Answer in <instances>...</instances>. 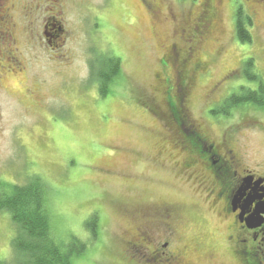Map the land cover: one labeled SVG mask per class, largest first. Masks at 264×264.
<instances>
[{
	"label": "rangeland",
	"instance_id": "374dc122",
	"mask_svg": "<svg viewBox=\"0 0 264 264\" xmlns=\"http://www.w3.org/2000/svg\"><path fill=\"white\" fill-rule=\"evenodd\" d=\"M175 3L164 2V15L153 29L141 0L7 1V7L15 5L17 44L10 47L16 65L7 48L0 50V181L25 184L37 176L46 183L56 241L68 244L77 237L88 243L74 264L102 263L104 244L112 245L111 230L129 229L143 207L201 202L167 154L158 155L168 132L142 103L148 95L158 96L153 87L155 74H165V46L177 44L176 60L188 47L166 17ZM27 5L37 36L45 17H53L50 32L58 36L52 39L57 46L38 36L28 47ZM243 10L251 17L252 43L239 41L233 11L224 2L217 40H207L200 51L209 67L197 76L189 103L192 117L216 134L241 126L250 160L257 163L264 159V110L253 104L234 108L230 116L211 110L243 86L257 88L244 71L248 58L264 80V20L253 9ZM98 54L122 61V75L106 97L91 81V61ZM192 56L193 51L183 61L186 66ZM94 213L113 228L100 240L86 225ZM16 232L10 214L0 212V260L14 258Z\"/></svg>",
	"mask_w": 264,
	"mask_h": 264
},
{
	"label": "flooded vegetation",
	"instance_id": "af4514ba",
	"mask_svg": "<svg viewBox=\"0 0 264 264\" xmlns=\"http://www.w3.org/2000/svg\"><path fill=\"white\" fill-rule=\"evenodd\" d=\"M7 1L0 0V50L7 48L8 59L15 63L10 53V47L17 44L11 14L15 5L7 7ZM166 1L141 0L151 14L153 29L164 15ZM177 1L178 6L166 8V17L174 22V33L180 34L188 47L176 60L173 48L177 44L165 46L161 60L165 74H155L153 87L158 96L148 95L143 102L164 121L168 132L158 155L167 154L176 173L192 184L201 202L143 207L137 213L139 220L120 232L99 223L96 238L94 233L90 236L100 240L113 229L109 237L112 245L104 244L105 260L95 264H264V159L252 163L241 126H226L216 134L205 121L192 117L189 103L197 76L209 67L200 51L207 40H217L224 2L229 1L236 23L238 10L245 6L261 13L264 20V0ZM26 8L28 47L38 36L42 43L46 39L53 45L52 39L58 37L50 32L53 17H45L37 36L33 11L28 5ZM191 51L193 59L186 66L183 61Z\"/></svg>",
	"mask_w": 264,
	"mask_h": 264
},
{
	"label": "trees",
	"instance_id": "16d2710c",
	"mask_svg": "<svg viewBox=\"0 0 264 264\" xmlns=\"http://www.w3.org/2000/svg\"><path fill=\"white\" fill-rule=\"evenodd\" d=\"M250 26L251 17L245 15L241 7L237 13L236 35L242 43L253 41ZM121 68V59L114 55L98 54L91 61V81L97 85L101 97L110 93L116 79L122 75ZM244 71L249 80L258 82L257 88L241 87L239 93L213 110L216 115L230 116L234 108L244 104H253L264 110V80L255 70L254 58L245 61ZM0 212L10 214L17 230L13 239L14 258L0 260V264H74L88 247L87 242L77 237L68 244L56 241L49 189L40 177L32 176L25 184L0 181ZM99 223L98 213L92 214L86 222L89 231L95 234L93 238H96Z\"/></svg>",
	"mask_w": 264,
	"mask_h": 264
}]
</instances>
